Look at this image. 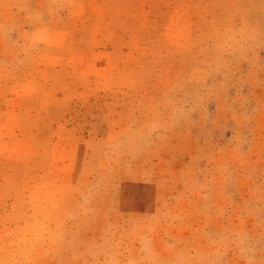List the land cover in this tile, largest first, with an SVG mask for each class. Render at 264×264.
Masks as SVG:
<instances>
[{
  "label": "rangeland",
  "instance_id": "rangeland-1",
  "mask_svg": "<svg viewBox=\"0 0 264 264\" xmlns=\"http://www.w3.org/2000/svg\"><path fill=\"white\" fill-rule=\"evenodd\" d=\"M0 264H264V0H0Z\"/></svg>",
  "mask_w": 264,
  "mask_h": 264
}]
</instances>
